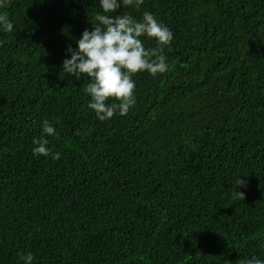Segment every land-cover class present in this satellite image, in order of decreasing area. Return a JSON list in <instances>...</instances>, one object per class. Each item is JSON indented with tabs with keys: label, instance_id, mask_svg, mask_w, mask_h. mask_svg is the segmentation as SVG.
I'll return each mask as SVG.
<instances>
[{
	"label": "trees",
	"instance_id": "trees-1",
	"mask_svg": "<svg viewBox=\"0 0 264 264\" xmlns=\"http://www.w3.org/2000/svg\"><path fill=\"white\" fill-rule=\"evenodd\" d=\"M99 11L98 0H12L7 9L0 264H23L27 253L33 264L264 259V0L121 8L137 20L154 14L173 39L163 47L168 70L135 74V105L103 122L88 108L90 81L63 71L66 49ZM45 120L56 135L37 157Z\"/></svg>",
	"mask_w": 264,
	"mask_h": 264
},
{
	"label": "clouds",
	"instance_id": "clouds-1",
	"mask_svg": "<svg viewBox=\"0 0 264 264\" xmlns=\"http://www.w3.org/2000/svg\"><path fill=\"white\" fill-rule=\"evenodd\" d=\"M98 2L101 11L94 16V22L90 21L92 30L86 29L76 39L75 49L71 46L66 49L63 71L77 81H90L83 89L90 97L88 108L103 122L116 114L126 115L135 105V74L146 71L155 76L168 70L163 47L170 45L173 34L150 12H144L140 20L127 13L116 14L121 8L132 6L138 10L144 0ZM11 4L12 0H0V29L5 32H12L14 29L7 14ZM142 37L154 38L158 47L146 49ZM54 135L56 128L45 120L41 137L33 139V144L36 145L32 148L33 155L48 156L50 150L45 136ZM54 155L57 159L60 156L59 153ZM33 259L32 253L20 256L23 264H33ZM239 264H264V259L253 256L240 260Z\"/></svg>",
	"mask_w": 264,
	"mask_h": 264
}]
</instances>
